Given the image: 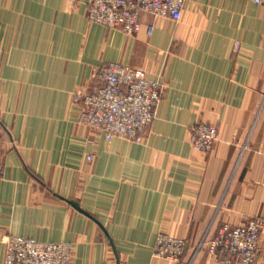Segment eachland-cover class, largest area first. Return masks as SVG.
Segmentation results:
<instances>
[{
    "label": "crops",
    "instance_id": "1",
    "mask_svg": "<svg viewBox=\"0 0 264 264\" xmlns=\"http://www.w3.org/2000/svg\"><path fill=\"white\" fill-rule=\"evenodd\" d=\"M89 2L0 0V264L10 235L70 242L73 264H222L208 243L249 218L264 264V7L186 0L128 35L89 21ZM109 61L163 84L138 140L77 120L74 93ZM197 122L217 126L209 152ZM160 232L185 239L178 262L155 255Z\"/></svg>",
    "mask_w": 264,
    "mask_h": 264
},
{
    "label": "built area",
    "instance_id": "2",
    "mask_svg": "<svg viewBox=\"0 0 264 264\" xmlns=\"http://www.w3.org/2000/svg\"><path fill=\"white\" fill-rule=\"evenodd\" d=\"M264 7V0H252ZM186 0H90L87 18L107 28H120L133 35L140 28V15L178 21ZM153 25H149V31ZM98 84L94 91L79 90L73 100L79 106L77 120L100 130L106 140L120 136L138 140L155 118V109L163 95V84L152 79L147 71L117 61L104 62L93 68ZM3 126L0 121V144ZM217 126L197 122L191 128L194 149L209 152L217 140ZM90 160L92 155H88ZM262 222L249 218L224 226L207 245L208 254L222 264H255ZM201 242L198 247L202 246ZM155 255L178 262L185 251V239L160 232ZM73 245L67 241H43L34 237L10 235L6 239L4 264H73Z\"/></svg>",
    "mask_w": 264,
    "mask_h": 264
},
{
    "label": "water",
    "instance_id": "3",
    "mask_svg": "<svg viewBox=\"0 0 264 264\" xmlns=\"http://www.w3.org/2000/svg\"><path fill=\"white\" fill-rule=\"evenodd\" d=\"M69 202L78 210H80L81 212L85 213L86 215L90 216L91 218H94L89 212H87L86 210H84L83 208H81L79 206V203L73 200H69ZM95 219V218H94Z\"/></svg>",
    "mask_w": 264,
    "mask_h": 264
}]
</instances>
